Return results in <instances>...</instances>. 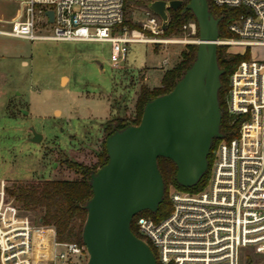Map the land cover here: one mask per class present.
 Here are the masks:
<instances>
[{"label":"built area","instance_id":"obj_1","mask_svg":"<svg viewBox=\"0 0 264 264\" xmlns=\"http://www.w3.org/2000/svg\"><path fill=\"white\" fill-rule=\"evenodd\" d=\"M8 1L27 3L25 17L12 22L10 29L0 26L1 35L107 42L117 68L126 61L132 43L182 42L163 38L160 18L143 4L154 0ZM134 2H142L144 8L142 28H119ZM213 2L240 9L228 25L234 37L219 38L218 46L245 47L250 57L230 77L228 127L216 147L208 185L196 193L171 188L168 216L160 221L149 216L136 219L137 236L154 247L159 264H240L244 249L264 254V60L252 59L250 53L252 47L264 46V0ZM197 29L194 21L183 27L193 37ZM9 186L0 179V264H36L34 233L42 227L48 229L52 242L50 264H86L85 245L58 241L54 227L42 226L19 208L9 196Z\"/></svg>","mask_w":264,"mask_h":264},{"label":"rangeland","instance_id":"obj_2","mask_svg":"<svg viewBox=\"0 0 264 264\" xmlns=\"http://www.w3.org/2000/svg\"><path fill=\"white\" fill-rule=\"evenodd\" d=\"M26 7L25 2L0 0L1 28L23 20ZM126 18L141 24L143 5L130 4ZM163 38L182 42L132 43L126 61L117 68L107 42L0 34V179L10 185L79 179L68 161L94 167L107 139V124L136 118L141 89L160 86L164 73L198 41L184 30L180 36ZM228 52L246 54L247 48L232 46ZM250 53L252 59L264 60V46L252 47ZM164 61L168 65L163 66ZM35 133L42 137L34 140ZM33 250L36 264H50L48 229L35 231ZM240 264H264V254L244 249Z\"/></svg>","mask_w":264,"mask_h":264},{"label":"water","instance_id":"obj_3","mask_svg":"<svg viewBox=\"0 0 264 264\" xmlns=\"http://www.w3.org/2000/svg\"><path fill=\"white\" fill-rule=\"evenodd\" d=\"M184 0H154L146 6L165 31L169 10ZM198 24L195 60L168 93L146 103L141 122L117 130L106 139L108 162L91 174L93 195L85 204L87 218L82 239L86 264H158L150 244L131 229L133 218L157 212L165 195L158 159L177 166L176 181L185 188L197 185L209 170L208 156L221 131L219 91L224 71L218 62L220 38L217 18L208 0H189ZM53 21V11H47ZM42 136L34 134V140Z\"/></svg>","mask_w":264,"mask_h":264},{"label":"trees","instance_id":"obj_4","mask_svg":"<svg viewBox=\"0 0 264 264\" xmlns=\"http://www.w3.org/2000/svg\"><path fill=\"white\" fill-rule=\"evenodd\" d=\"M188 2L189 0H184V5L178 10H169V25L163 32V36H180L183 32L184 25L191 21L197 23L191 11L183 12ZM208 2L214 16L221 18L219 24L220 38L234 37L229 31L228 25L236 17L240 9L217 6L213 0H208ZM136 4L142 5V2H136ZM124 27H128L130 30H140L142 28L141 24H136L130 18H126L119 28L122 29ZM194 37L199 38V29H197V34ZM197 48V44H191L186 51H183L182 61L173 69L167 70L164 73L159 87L153 89L143 87L136 102V118L128 121L121 119L110 121L105 128L107 137L117 130L124 129L128 125H138L141 122L146 103L160 95L170 92L175 87L176 83L195 60ZM249 57V52L244 55L233 54L228 52V47L218 46V62L220 68L224 71L221 77L222 87L219 91L222 111V132L228 127L226 96L229 89L230 77L239 63ZM237 127L236 124L234 126L236 131ZM219 141L218 138L214 140L208 156L209 170L203 175L199 183L191 188H185L177 183V166L172 160L164 157L158 159L159 169L165 183L164 199L157 212L143 211L133 218L131 229L136 235H139V232L137 231L135 222L139 216H149L155 221H160L170 214L172 210V201L169 195L171 188L191 193L205 189L210 180L212 163ZM108 159L105 141L103 144V152L100 154L99 161L94 167L75 161L67 162L68 167L80 175L79 179H54L14 183L8 188L9 196L15 200V203L25 213L36 215L35 219L39 220L42 226L54 227L58 241L76 242L84 245L82 233L88 213L84 206L93 195L91 174L106 164ZM151 248L157 257L156 250L153 246Z\"/></svg>","mask_w":264,"mask_h":264},{"label":"crops","instance_id":"obj_5","mask_svg":"<svg viewBox=\"0 0 264 264\" xmlns=\"http://www.w3.org/2000/svg\"><path fill=\"white\" fill-rule=\"evenodd\" d=\"M157 87H159V86H157Z\"/></svg>","mask_w":264,"mask_h":264},{"label":"bare ground","instance_id":"obj_6","mask_svg":"<svg viewBox=\"0 0 264 264\" xmlns=\"http://www.w3.org/2000/svg\"><path fill=\"white\" fill-rule=\"evenodd\" d=\"M65 80V79H64Z\"/></svg>","mask_w":264,"mask_h":264}]
</instances>
